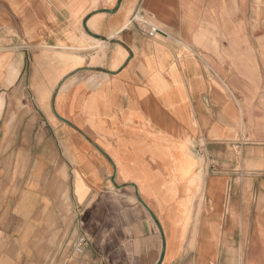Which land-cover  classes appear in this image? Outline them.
I'll return each mask as SVG.
<instances>
[{
    "label": "crops",
    "instance_id": "0c3cea01",
    "mask_svg": "<svg viewBox=\"0 0 264 264\" xmlns=\"http://www.w3.org/2000/svg\"><path fill=\"white\" fill-rule=\"evenodd\" d=\"M9 147L0 264H264V0H0Z\"/></svg>",
    "mask_w": 264,
    "mask_h": 264
},
{
    "label": "rangeland",
    "instance_id": "374dc122",
    "mask_svg": "<svg viewBox=\"0 0 264 264\" xmlns=\"http://www.w3.org/2000/svg\"><path fill=\"white\" fill-rule=\"evenodd\" d=\"M133 8H131V10L128 13V16L131 15L133 13ZM124 27L129 28L131 27V20L130 18H128V20L125 22ZM26 103V102H25ZM19 107L23 106L19 103L18 105ZM25 110H28V108L25 107ZM16 110H13V117H11L10 120V132L8 134V146H14L17 143V139L19 138L18 133L16 132V128H17V116L15 115ZM29 135H34V134H29ZM22 136V135H20ZM43 137L42 135H39V137L37 139L41 140ZM15 149L14 148H7L5 150V154L3 156L0 157V172H2L3 168L6 166L5 164H7V166L5 167L6 169H8V173L7 175L3 176V180L0 182V192L5 190L8 186H10L14 180V171H15ZM6 162V163H5ZM5 165V166H4ZM178 170L181 169V167L179 165H177ZM190 171L189 168H183L180 170V172L182 173V177H186L187 173ZM185 181V179L183 180ZM189 184H191V181H189ZM81 257V254H79V252H76L75 254V258H77V262L79 261V258Z\"/></svg>",
    "mask_w": 264,
    "mask_h": 264
},
{
    "label": "built area",
    "instance_id": "2783aa9c",
    "mask_svg": "<svg viewBox=\"0 0 264 264\" xmlns=\"http://www.w3.org/2000/svg\"><path fill=\"white\" fill-rule=\"evenodd\" d=\"M131 25H136L138 27H140V29L142 30V32H144L145 34H150V29L151 26H149V24H147L145 21H143V17H142V13L139 11V9L132 15L131 17ZM87 239L83 238L79 245H78V249L79 251H81L83 245L86 243Z\"/></svg>",
    "mask_w": 264,
    "mask_h": 264
},
{
    "label": "water",
    "instance_id": "95a60500",
    "mask_svg": "<svg viewBox=\"0 0 264 264\" xmlns=\"http://www.w3.org/2000/svg\"><path fill=\"white\" fill-rule=\"evenodd\" d=\"M163 256H164V252H162V255H161V260L163 259Z\"/></svg>",
    "mask_w": 264,
    "mask_h": 264
}]
</instances>
